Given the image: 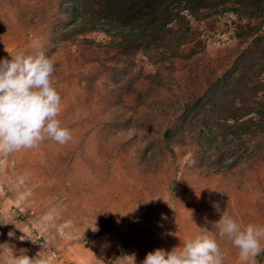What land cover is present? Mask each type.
<instances>
[{
	"label": "rangeland",
	"instance_id": "rangeland-1",
	"mask_svg": "<svg viewBox=\"0 0 264 264\" xmlns=\"http://www.w3.org/2000/svg\"><path fill=\"white\" fill-rule=\"evenodd\" d=\"M57 1L0 0V58L18 51L52 58V83L62 97L57 118L72 131L65 144L46 138L31 149L0 152V255L9 245L30 257L47 255L52 264H133V255L141 264L148 252L182 248L207 230L217 238L223 264H244L218 221L227 214L243 226H264V151L253 162L248 155L255 141L230 135L227 152L223 145L214 156L215 145L183 131L181 115L212 85L221 87L218 79L238 73L248 49L263 65L251 72L259 71L256 79L264 82V41L255 43L264 35V13L221 5L204 10V18L185 11L193 38L180 47L184 56L157 65L135 48L114 55L78 41L86 36L113 45L121 39L102 30L69 40L73 19L52 8ZM159 66L163 84L139 95L150 84L145 75ZM131 67L138 78L126 74ZM164 106L179 131L169 142ZM183 135L185 143L176 144ZM235 160L231 170H217ZM249 264H264V251Z\"/></svg>",
	"mask_w": 264,
	"mask_h": 264
},
{
	"label": "trees",
	"instance_id": "trees-1",
	"mask_svg": "<svg viewBox=\"0 0 264 264\" xmlns=\"http://www.w3.org/2000/svg\"><path fill=\"white\" fill-rule=\"evenodd\" d=\"M228 3L231 5H226ZM218 5L222 6V10L249 12L250 16L259 17L264 13V0H58L54 5L51 4L54 10L64 11L65 14L72 16L73 22L67 28L66 38L69 40L77 41L81 35L102 30L110 36L116 35L121 39L113 45H106L86 36L78 41L84 46L104 47L107 49L106 53L114 55L126 54L130 49L135 48L145 52L157 65L168 61L174 65V58L184 56L180 52V47L193 38L185 11L195 18H204L209 14L204 10L214 9ZM174 22L177 24L175 28L172 27ZM255 32L256 27H251L250 33L254 35ZM262 41L264 35L257 36L255 43ZM112 46L114 47L111 48ZM162 47H165V50L153 55L154 50ZM259 53L264 57V49ZM191 54L193 51L188 56ZM255 59L257 57L252 51L246 50L239 57L238 73L231 76L227 74L218 79L217 83L221 82V87L215 90L212 85L193 102L185 105V111L181 115V118H186L183 131L198 140H203L209 148L215 145L217 152L213 153L214 156L221 152L223 145L225 149L222 151L227 152L226 142L230 135L233 136L232 138H240L244 134L248 137L247 140L255 141L248 155L253 162L258 151H264V82L256 79L259 71L251 72L252 67L263 65ZM132 69L133 67L131 72L126 74H130L131 79L138 78L139 75H133ZM160 69L159 66L155 73L145 75L150 84L145 92L139 90V95L155 91L163 84L165 78ZM189 111L193 112V115L187 118ZM162 112L166 115L163 139L169 142L179 131L175 130V122L165 106ZM160 123L158 125L162 126ZM219 136H222V139H219ZM181 138L182 141L175 143H185L184 135ZM182 143L180 145L183 146ZM237 163L238 160L226 165L219 163L217 170L223 166L226 171L231 170ZM125 244L126 241L122 246Z\"/></svg>",
	"mask_w": 264,
	"mask_h": 264
},
{
	"label": "clouds",
	"instance_id": "clouds-1",
	"mask_svg": "<svg viewBox=\"0 0 264 264\" xmlns=\"http://www.w3.org/2000/svg\"><path fill=\"white\" fill-rule=\"evenodd\" d=\"M55 67L52 58L43 51L34 54L18 51L10 59L0 58V152L10 154L31 149L46 138L59 144L72 139L71 129L57 118L62 97L52 83ZM218 225L239 249L244 264L264 251L261 245L264 226L252 223L243 226L227 214L221 216ZM209 233L205 230L193 234L179 249L156 248L146 254L141 264H223L217 238ZM27 251L20 249L17 253L8 245L7 254L0 255V264H52L47 255L39 252L30 257ZM131 257L135 264L134 255Z\"/></svg>",
	"mask_w": 264,
	"mask_h": 264
}]
</instances>
